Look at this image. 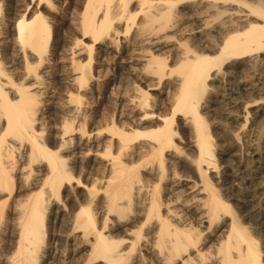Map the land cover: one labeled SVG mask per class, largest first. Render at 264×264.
Listing matches in <instances>:
<instances>
[{"label": "bare ground", "instance_id": "obj_1", "mask_svg": "<svg viewBox=\"0 0 264 264\" xmlns=\"http://www.w3.org/2000/svg\"><path fill=\"white\" fill-rule=\"evenodd\" d=\"M60 2L0 0V229L8 219L10 236L3 264H262L258 243L221 195L222 187L234 179L221 177L216 138L202 103L212 93L211 81L229 77L226 68L251 65L250 58L264 49V1L71 0L76 11L69 22H74L76 35L69 64L78 77L71 79L77 88L69 89L66 104L76 107L59 117L62 141L55 145L53 136L45 137L37 115L42 97L50 92L47 63L56 66L68 51L58 31ZM222 17L227 21L209 29ZM59 21L63 26L65 19ZM189 21L196 27L188 29L184 23ZM240 21L248 24L237 28ZM77 48L86 51V58L75 57ZM110 50L116 51L134 92L118 95L116 114L96 129L97 138L105 132L107 140L94 148L90 137L96 130L88 114L81 115L86 103L81 91L90 85L96 90L93 82L102 78L100 61ZM94 73L101 76L95 78ZM144 79L150 85L144 87ZM167 79L173 91L165 101L169 109L162 113L157 97L147 89L163 86ZM255 85L239 82L226 92L227 98L220 96L213 103L238 105L236 97L255 90ZM160 101L164 105L163 97ZM252 103L250 108L258 106ZM74 110L80 116H70ZM75 132L80 135L73 137ZM90 154L110 166L102 178L99 173V179L87 184L82 171L94 167L86 160ZM86 161L89 165L83 166ZM184 177L196 178L192 187ZM81 187L86 190L83 200L77 195ZM67 201L72 206L65 219L60 203ZM236 201L243 211L245 205ZM205 220L210 241H216L210 254L207 248L213 243L206 248L209 244L202 240Z\"/></svg>", "mask_w": 264, "mask_h": 264}, {"label": "rangeland", "instance_id": "obj_2", "mask_svg": "<svg viewBox=\"0 0 264 264\" xmlns=\"http://www.w3.org/2000/svg\"><path fill=\"white\" fill-rule=\"evenodd\" d=\"M247 1H249V2L252 1L253 2L255 0H247ZM60 3L62 5V12H61L62 16L61 15L58 16L59 17L58 18V23H57L58 24V31H59V33L62 32L61 36L64 38V41L66 42V44H68L67 45L68 46V49H67L68 51L65 52V55H66L65 59H62V61L60 60L58 63L55 64L56 66L59 65L58 67L54 66L53 61H52V63H47L48 67L46 66V70L49 71V74H50V75L47 74L48 75L47 81L50 82L49 83V86H50L49 87V91L50 92L47 93L45 96H43L44 99L42 97V101L44 100L43 101L44 103L42 104V106H40L41 111H39V113L37 115V119H38L37 123L40 124L39 126H42L44 128L43 130L45 131V137H47L49 135L53 136L52 140H53L55 145H60L61 141H62V139L60 137V134H59V132H60V123L58 122L59 117L63 116L62 114L66 113V112H68L70 110L73 111V106H75L73 104L67 105L66 103L69 102V99H68L70 97L69 96L70 95L69 92L71 90L75 91L76 90L75 88H77L76 85L72 84V80L74 78H76L74 76L78 77V73H75V75L72 73V69H71L70 64H69L70 60H71V57H72L71 56V51L69 49V47L71 46L72 40H73L71 38H74L75 35H76L75 28L73 27V25H74L73 23L74 22L71 23L69 21L72 20L71 19V17H72L71 15H73V16L75 15V14H72V13H74V11H76V7H75V4H74L76 2L74 1V3H71V0H69V1L68 0H61ZM230 7H232V6H229V8ZM222 18L218 19V21L216 20L215 22L212 21L211 24H210L211 28H209V29H214V28L220 26L221 25L220 23H223V22L227 21V19H228L227 17H225L223 19ZM62 19H65V21H66V22L64 21V22L61 23L63 26H61L59 24L61 22L59 20H62ZM238 19H240V18L236 17L235 21L238 20ZM240 22H237V23H239V25L238 24L235 25L237 28H240V27L242 28V26L248 24L247 21H246L247 23L246 22L245 23L244 22L240 23ZM191 23H192V21H189L188 24L187 23H184V24H185L186 27H188V29L195 28L196 25L194 23H192V24ZM213 26H215V27H213ZM174 43H176L175 39L172 41V45H174ZM76 50L80 51V53L78 52L75 55L76 58H79V57L83 58V59L86 58V55H85L86 51L83 52L84 51L83 50L82 53H81V50H82L81 48H77ZM108 53H107V56L105 57V61H104V58H103V60L101 59V61H100V63H101L100 69L98 68V71L102 70L101 72H99V74L101 73V75H102L101 80L98 81L99 83L98 82H93L94 88H96V90L95 91L91 90L92 85H90V88L87 87V88L84 89L85 92H83L84 90L81 91L82 93H86V99H84V103L85 102L86 103L84 104V106L82 107V111H80V112H81V115H82L83 111H85L88 114L87 115V121L89 122V124L93 123L94 127L91 128L93 130H96L97 128H100L99 127L100 125L104 126L105 125L104 123L107 122L106 120L109 119L112 114L113 115L116 114V112H117L115 110L116 107H117L116 99H117V97H119L118 95H127V94H130L131 92H132L131 94H133V92H134V86L132 84V81L128 82L127 79L125 78V75L123 74V71L121 70V65L119 63L120 61L117 58L116 51L110 50ZM114 54H116V55H114ZM110 58H112V60ZM174 58H175V54H173L170 57V59H169V61H170L169 63L170 64L173 62ZM250 59H251V62H249V63H251V65L249 64L250 66L247 65L248 67L246 66L245 68H242V69H239V67H237L236 69L235 68H226V73H228V71H229V74H231V75H229V77L228 76H225V77L223 76L224 79L218 78L216 80L211 81L212 93L208 97H206V100H204V102L202 103V108L203 109L205 108L204 112L208 111L207 114H209L208 116L210 117V118L208 117V123H209V126L211 128V132L214 134V135L212 134L214 139L216 138L215 139V144H216V150H217V159L219 160V163H221V166H222L221 169H220L221 177L224 178V179L226 178L227 180L231 179L230 177H232L234 179V180H232V179L230 180L231 181V183H230L231 186L229 185V187H231L232 189L229 188L228 186H223L222 187L223 189L220 191L221 195L223 197L227 196L226 199H228L230 201V203L234 206L235 211L238 213L239 216H241V219H243L242 220L243 225L247 228L248 232L252 235V238L258 243V246L260 247L259 250H260L261 255H262V262L264 263V219H263L264 218V189H263L264 188V170L262 171V169H264V167H263L264 166V153H263L264 152V100H261L262 98H264V91H263L264 88H262L263 86H261V85H264V49L261 50L260 52H256V54H254L253 57H251ZM107 60H109V61H107ZM106 62H108V63H106ZM139 66H141V65L139 64ZM68 70H69V72H68ZM236 73H237V76H236ZM99 74H97V73L95 74L94 73V76L96 75L95 78L98 77V76H101ZM232 79H234V80H232ZM233 81H234V83H233ZM144 82L145 83H142L144 85V87H146V85H150L148 79H146V80L144 79ZM167 82H168V79L165 82V85H167V86H165L163 84V86L165 88L163 86H160V87L152 86V87H149V89H147L152 94V98L155 97V96L157 97L156 98L157 102L159 104H161V105L158 104L159 107H160V108L158 107V109L162 113H163L164 110L166 112L169 109L168 108L169 105L166 102H168V97L170 96V94L172 95V93H170V92L173 91L172 87H170V86H169L170 88L168 87ZM231 82L233 83V85H232ZM237 82L238 83L240 82V84H242V85L247 84V86L251 87V88H252L253 85L256 84L255 86L259 87V90L256 87L257 90L256 89L252 90V91L250 90L247 93L246 92H242V94L239 95V97L235 96L236 99H237L236 102H238L237 103L238 105H235V106L234 105L233 106H231V105L228 106L227 105V106H224V108H223L221 105L219 106V105H215L213 103V100L215 98L219 99L220 96H223V97L227 98L226 95L229 93V89L236 87L237 84H238ZM95 85L96 86L99 85L98 91H97V87ZM66 87H68V88H66ZM161 87H163V88H161ZM73 88H74V90H73ZM106 88H107V90H106ZM69 89H70V91H69ZM113 89H114V91H113ZM170 89H172V90H170ZM161 91L162 92H166V93H164V95H161L160 94ZM167 91H169V93ZM99 92H100V94H99ZM226 92H228V93L226 94ZM249 92H251V93H249ZM46 96H48V97H46ZM158 96H160L161 99H159ZM162 97L164 99V105H163V102L160 101V100H162ZM88 98H90V99H88ZM54 102H56V104ZM258 102L261 103V104H259ZM95 103H97V104H95ZM249 103H252V104L256 103L258 106L250 108L251 106H249ZM59 104H61V107H60ZM126 104H129V102H127ZM65 105L67 107H65ZM75 107H74V109H76ZM165 107H167V108H165ZM261 108H262V110H261ZM98 109L100 111L97 114L95 112ZM245 110L247 112L249 111L248 116L246 115L247 112L245 113ZM255 112L257 113V115H256ZM71 113L73 115L70 114V116H75V117H78V115L80 116L78 111L76 112L74 110V112H71ZM252 113H254V115ZM95 114H96V116H95ZM99 114H100V116H99ZM126 114L128 115V112H126L124 115H126ZM239 114H241V117H240ZM97 116H99V118ZM246 117L248 118L247 119L248 120L247 123L244 122V121H246V119H245ZM56 118H57V120H56ZM79 119L76 120V124H78ZM103 119H105V120H103ZM245 123H246V126L243 127L245 125ZM216 132H217V134H216ZM187 133H188V131H187ZM240 133H241V135H240ZM105 134L106 133L103 132L102 133L103 137L99 136L97 138L98 133H97V130H96L92 134V136L90 137V139L92 141V146L94 147L95 145H97L98 141H100V143L102 145V143H104L103 140L104 141L107 140L105 138ZM79 135H80L79 132H75L73 134V137L79 136ZM230 137H233V138H230ZM235 137H236V139H235ZM237 139L239 140V142L237 141ZM245 139L248 140V141H244ZM251 140L252 141L255 140V141L252 142ZM232 145H233V147H232ZM237 145H239V146H237ZM252 148L255 149V152L257 151V155H254V151H253ZM251 151H253V153ZM66 155L68 156V155H70V153L67 152ZM71 157L69 156V158H71ZM94 157L96 158L95 162L93 160ZM97 159H99V160H97ZM231 159H233V160H231ZM86 160H89V163L92 166H94L93 169H91L92 167L90 169L85 168V169H83L84 171H82L83 182L87 183V180H88L87 184L92 183L91 180H93L94 178L96 179V177H97V175L99 173H100L98 175L99 178H102L101 177V175H102L101 173L104 174V172H105V171L103 172L104 168L106 170V169H108V166H110V163H108L106 160H101L99 157L94 156V154H90L88 156V159H86ZM89 163H88V161H86L85 163H83V166H85V165L88 166ZM96 164H98V165H96ZM95 170H97V171H95ZM145 170L148 171V169H145ZM94 171H95L96 175H95ZM180 171L182 172V175H183L184 174L183 171L182 170H180ZM80 172L81 171L79 170V171H77L76 174L78 175V173H80ZM143 173H145V171ZM222 173H223V175H222ZM185 174L186 175H190L187 172ZM225 174H229L230 176L229 175L227 176ZM99 178L97 177V179H99ZM195 179L196 178H193V179L192 178H189V179L187 178L186 179L184 177L183 181L187 180V182L191 183L189 185H191V187H192V185H193L192 181L195 180ZM258 180H261V181H258ZM234 181H235V184H233ZM246 183H248L249 185L246 184ZM199 184H200V182H199ZM250 185H251V187H250ZM226 188L227 189L229 188L230 190L228 189L227 191H225ZM249 190H251V192ZM259 190H261V191H259ZM229 191H231V192H229ZM77 195L81 196L80 198H81V200H83V197H86L85 196L86 195V190L83 187L78 188L77 189ZM236 200H240V203L245 205V206H242L243 207V211L241 209H239V206L237 208V206H236L237 205V201ZM247 202H249V203L252 202V204L250 205ZM96 203H97V201H95L94 204H96ZM234 203H236V205H234ZM94 204H93V206L95 207ZM64 205H65V207H64ZM60 206L64 210V212H63L64 217L63 218L67 219L70 216V214H71L70 213V211H71L70 209H71L72 203L67 201V203H60ZM163 209H164V207H163ZM67 210H69V211L67 212ZM241 212H243V213L241 214ZM49 218L51 220H53V218L51 216H49ZM49 218H48V220L51 221ZM6 222H8V219H7V221L5 220L3 222V224H2L3 226L0 229V238H1L0 239V246H1L0 247V254H1L0 256L1 257H3V255L8 256L7 255L8 253H5L4 250H3L4 246L8 243V241L10 239L9 231H6V229H5L6 228L5 225L7 224ZM228 222H229L228 224H230V220ZM208 226H209L208 221L205 220V223L203 224V228H202L204 230L202 240L206 241V242L203 241V242H205V245L209 244L208 246H206V248L210 247V244L212 245V243H213V245H212L213 248L212 247L211 248L214 249V250H212V249L210 250V248H207V252L210 254V252L212 253V252L215 251L214 244H216V241H210L211 238L209 236L210 231L207 229ZM198 230H199V227H198ZM225 230L228 231V228L227 229L225 228ZM6 241H7V243H6ZM3 243H4V245L2 246ZM6 256L3 257V258L0 257V262H2L0 264H3V262L7 258ZM210 259L213 260V258H210ZM214 261L215 260H213V263H214ZM210 263L212 264L211 260L208 261L207 264H210Z\"/></svg>", "mask_w": 264, "mask_h": 264}]
</instances>
